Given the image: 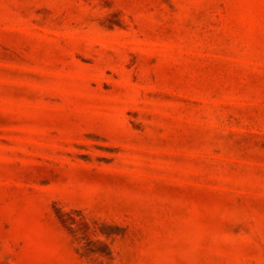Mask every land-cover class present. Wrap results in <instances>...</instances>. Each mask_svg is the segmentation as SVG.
<instances>
[{
  "label": "rangeland",
  "instance_id": "rangeland-1",
  "mask_svg": "<svg viewBox=\"0 0 264 264\" xmlns=\"http://www.w3.org/2000/svg\"><path fill=\"white\" fill-rule=\"evenodd\" d=\"M0 264H264V0H0Z\"/></svg>",
  "mask_w": 264,
  "mask_h": 264
}]
</instances>
